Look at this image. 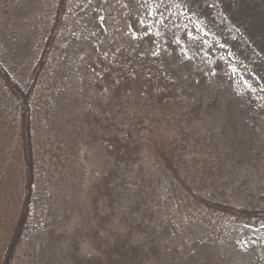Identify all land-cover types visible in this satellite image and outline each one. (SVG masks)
<instances>
[{"label": "trees", "instance_id": "trees-1", "mask_svg": "<svg viewBox=\"0 0 264 264\" xmlns=\"http://www.w3.org/2000/svg\"><path fill=\"white\" fill-rule=\"evenodd\" d=\"M69 1L54 4L42 47L33 56L27 76L18 78L0 58V84L17 108L16 132L9 138L23 164L16 216L1 244L0 264L13 263L27 230L38 149L33 132L39 114L35 101L43 89L46 68L60 63L55 49L71 16ZM156 5L160 26L155 27L130 12L133 1L127 5L129 33L139 39L141 54L110 49L102 38L94 42L90 38L87 78L62 107L65 120L60 132L65 127L62 141L73 180L46 224L51 227L45 243L50 252L47 258L56 264H226L229 250L222 249L205 228L208 218L216 214L237 227L264 228L263 206L233 204L214 192L233 177L234 167L246 155L264 150V120L257 124L258 111L246 105L252 102L256 87L264 89V0H157ZM188 15L204 26L206 36L188 33ZM76 32L60 43L62 54L76 52ZM158 35L163 40L156 50L159 60L149 61ZM227 56L246 69V78L255 83L235 92ZM199 58L209 63L210 75L197 66ZM209 118L215 127L221 124L219 150L217 132L208 145L203 138L201 127ZM195 142L209 147L208 153L203 151L206 156L200 153L192 159L193 181L209 196L187 187L188 206L195 209L189 213L190 223L194 216L198 223L203 220L178 233L168 208L162 206L164 200L169 203L182 193L176 182L182 178L180 151ZM83 150L84 159L92 162L89 174L79 158ZM156 151L172 177H167L164 200L160 180L154 181L148 163L156 160ZM169 191L176 193L169 195ZM227 244L233 240L228 238Z\"/></svg>", "mask_w": 264, "mask_h": 264}, {"label": "rangeland", "instance_id": "rangeland-1", "mask_svg": "<svg viewBox=\"0 0 264 264\" xmlns=\"http://www.w3.org/2000/svg\"><path fill=\"white\" fill-rule=\"evenodd\" d=\"M56 1L0 0V58L5 61V65L9 66L11 72L18 78L27 76L35 58L33 56L42 47L49 13ZM130 1H133L130 12H133L140 22L154 27L160 26L155 14L157 0L69 1L68 10L71 16L63 31L65 38H61L60 43L65 42L69 33L77 31L76 44H78V48L76 52L71 51L70 54L64 55L60 52L61 45L58 43L59 48L54 51L58 53L55 58H58L57 61L60 63L49 64L43 79L41 78L43 89H40V96H37L35 101L39 114L33 123L34 141L38 144V149L35 150L37 160L31 212L27 230L12 264H49V260H51L50 264H56L55 260L50 259V257L47 258V254L49 255L50 252L46 249L47 244L45 243L48 242L47 231L51 227L46 226V224L51 220L50 217L53 215L55 207H58L62 201V194L66 187L70 188L73 180L71 168L67 167V164L71 163L70 156L64 154L65 144L62 141L65 127L60 132L65 120L61 116L63 114L62 107L68 104L69 97L82 87L84 79L87 78V66L90 62L87 57L89 58L92 51V47L89 45L90 38L93 42L102 38V44L110 49L114 47L116 50L124 49L131 53L141 54L140 46L136 41L139 39L129 33L131 19L127 15L129 12L127 5ZM102 4H106L104 13L105 7ZM187 19L190 35L206 36L204 26L199 21L190 15ZM100 20H102V24L98 25ZM98 29H102V33L97 35ZM154 41L152 47L154 53L151 52L149 61L159 60L157 51L162 47L163 40L158 35ZM142 44L147 45L146 43ZM177 56L179 57V55ZM227 63L233 69L230 75L236 82L233 85L235 92L255 83V81L246 78V69L237 66L234 58L227 56ZM196 64L200 70L210 75V65L204 58L197 59ZM52 85L53 87H51ZM255 90L256 92H253L255 96L251 97L252 102L249 101L246 105L251 110L258 111L257 124H259L264 120V89L260 86L256 87ZM56 96L61 99L59 102L53 99ZM228 99L231 100V98ZM247 99L245 98L246 101ZM16 122V104L0 84V254L1 244L4 243L9 234L10 220L16 216V206L20 198L23 177L22 161L16 153L12 138H9L12 137L14 131L16 132ZM204 123L205 128L201 127L204 141L208 145L211 137L216 136L217 132L216 143L219 150L222 139L218 136V128L221 127V124L216 123L217 127H215V122L211 119L210 122L204 121ZM212 127L215 132L211 131ZM158 147L159 144L156 148ZM204 150L208 153L209 147L205 148V145L200 146V143L195 142L194 145L180 151L184 159L182 178L176 182L182 189V193H179L178 198L172 197L169 203L164 198L168 194L167 177L170 178L168 180H171V174L165 167H162V159L158 157V151H156V160H148L149 168L154 174V181L155 179L156 181L160 180L159 194L164 200L162 207L168 208L169 217L177 226L178 233H181L187 226L191 225V228L197 226L203 220L200 218L198 223L196 220L198 216H194V222L190 223L189 213H195V209L188 206L190 196L187 187H190L196 194L202 193L209 196L208 190L203 191L200 189L199 183L193 181L195 171L192 167L194 163L192 159L200 153L206 156ZM84 152L85 150L80 152L79 158L86 164V172L89 174L92 162L84 159ZM92 155V153L89 154V158H92ZM245 157V161L239 167H234L233 177L214 191L215 195L216 197H224L237 205L264 207V150L257 154L250 153ZM197 178L196 174L195 179ZM173 179L175 180L174 177ZM174 193L176 192L169 191V195ZM190 218L193 219L192 215ZM205 222L207 223L205 228L213 233L217 241L221 242V248L229 250L226 255V264L229 261L231 264H264L263 225L262 229H250L245 225H238L237 227L234 223H228L216 214L212 219L208 218ZM228 224L230 225L229 228ZM228 238L233 240V244L230 246L227 244ZM49 245H51L50 242Z\"/></svg>", "mask_w": 264, "mask_h": 264}]
</instances>
